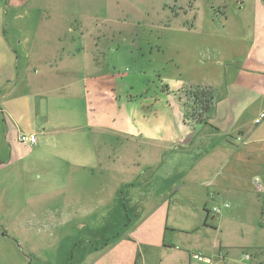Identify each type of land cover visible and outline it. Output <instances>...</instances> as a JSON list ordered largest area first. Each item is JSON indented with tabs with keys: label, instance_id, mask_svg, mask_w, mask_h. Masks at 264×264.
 <instances>
[{
	"label": "crops",
	"instance_id": "1",
	"mask_svg": "<svg viewBox=\"0 0 264 264\" xmlns=\"http://www.w3.org/2000/svg\"><path fill=\"white\" fill-rule=\"evenodd\" d=\"M241 4L249 13L230 24L231 60L206 46L214 59L195 62L196 79L168 73L146 88L136 78L129 101L110 94L124 87L103 52L71 40L41 54L42 78L36 53L27 66L0 60V264H228L220 250L216 261L190 252L217 229L213 208L251 204L260 220L262 200L241 176L248 166L264 176V126L254 123L264 113V0ZM97 84L103 98L92 97ZM198 86L215 100L199 125L185 117L186 92Z\"/></svg>",
	"mask_w": 264,
	"mask_h": 264
},
{
	"label": "rangeland",
	"instance_id": "2",
	"mask_svg": "<svg viewBox=\"0 0 264 264\" xmlns=\"http://www.w3.org/2000/svg\"><path fill=\"white\" fill-rule=\"evenodd\" d=\"M22 1L26 4L20 6V0L11 9L10 0H0L2 62L11 63L13 67L20 61L21 66H27L32 52L34 56L36 53L38 69L43 61L42 53L60 54L71 40L78 51L95 52L96 57L103 52L101 56H105V63H109L108 72L124 87L110 94L115 93L118 100L128 101L135 93V89L128 88L129 84L136 78L144 81L146 88L160 87L168 73L170 76H178V73L186 79H196L195 62L214 59L206 46L218 47L221 62L231 60L234 54L226 50V44L230 45L226 39L234 38L228 36L232 30L230 24L238 15L249 13L246 8L241 10L242 4L236 0ZM39 9L42 11L38 12ZM175 16L179 17L175 19ZM209 16L217 18L216 21H206ZM202 29L216 32L217 40H207L200 32ZM58 35H61L59 39ZM161 66L165 68L161 70ZM44 72L38 69L37 77H45L47 74ZM30 76L34 77V74ZM88 91L91 96V90ZM191 91L186 92L185 99L190 115L194 113L188 96ZM93 95L104 97L99 84L92 87ZM126 115H131L130 107L115 114L119 120L123 117L125 120ZM261 124L264 126V121ZM248 167L241 176L242 183L254 198L262 200L260 220L255 211L251 213V204L236 210L229 202L228 208L210 213L217 219V229H210L202 235L204 246L191 251V256L196 253L216 261L220 250L222 255L226 253L225 262L227 260L228 264H264V231L261 229L264 228V192L258 195L252 182L258 179L264 186V176L253 173L252 167ZM244 255L248 256L247 260ZM192 262L203 264L193 259ZM219 263L222 264L221 257Z\"/></svg>",
	"mask_w": 264,
	"mask_h": 264
},
{
	"label": "trees",
	"instance_id": "3",
	"mask_svg": "<svg viewBox=\"0 0 264 264\" xmlns=\"http://www.w3.org/2000/svg\"><path fill=\"white\" fill-rule=\"evenodd\" d=\"M239 4L243 3L245 0H236ZM190 92L189 99L191 98V104L193 105V114H189L186 109L185 117L186 119L194 122L195 124H202L206 120V115L214 102L213 91L207 87H195ZM186 106V103H185ZM187 108V106H186ZM262 226V224H261ZM263 227V226H262Z\"/></svg>",
	"mask_w": 264,
	"mask_h": 264
},
{
	"label": "built area",
	"instance_id": "4",
	"mask_svg": "<svg viewBox=\"0 0 264 264\" xmlns=\"http://www.w3.org/2000/svg\"><path fill=\"white\" fill-rule=\"evenodd\" d=\"M264 121V113H261L257 116V118H255L254 120V123L256 125L262 123ZM18 140L21 142V143H27L29 145H33L35 142H36V137L35 135H25V134H20L18 136ZM253 185H254V188L255 190L258 192V193H261L263 192V185L262 183L258 180V179H254L253 180ZM224 207H227V205L225 204ZM213 212L217 211V208H213L212 210ZM194 258L195 259H202L200 256L198 255H194ZM244 259L247 260L248 259V256L247 255H244Z\"/></svg>",
	"mask_w": 264,
	"mask_h": 264
}]
</instances>
